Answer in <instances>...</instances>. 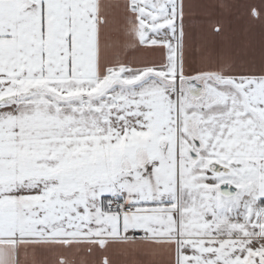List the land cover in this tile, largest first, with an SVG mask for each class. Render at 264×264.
<instances>
[{"label": "snow or ice", "instance_id": "snow-or-ice-1", "mask_svg": "<svg viewBox=\"0 0 264 264\" xmlns=\"http://www.w3.org/2000/svg\"><path fill=\"white\" fill-rule=\"evenodd\" d=\"M0 264H264V0H0Z\"/></svg>", "mask_w": 264, "mask_h": 264}, {"label": "crops", "instance_id": "crops-1", "mask_svg": "<svg viewBox=\"0 0 264 264\" xmlns=\"http://www.w3.org/2000/svg\"><path fill=\"white\" fill-rule=\"evenodd\" d=\"M111 2H115V0H111ZM193 53H192V59L195 63H199L200 59V55H199V44H198V38L196 40H194L193 42ZM198 51V54H197Z\"/></svg>", "mask_w": 264, "mask_h": 264}, {"label": "rangeland", "instance_id": "rangeland-1", "mask_svg": "<svg viewBox=\"0 0 264 264\" xmlns=\"http://www.w3.org/2000/svg\"><path fill=\"white\" fill-rule=\"evenodd\" d=\"M197 54H198V51H197ZM199 55H200V52H199ZM199 59H200V57H199Z\"/></svg>", "mask_w": 264, "mask_h": 264}]
</instances>
